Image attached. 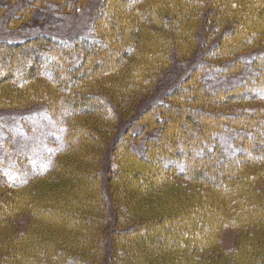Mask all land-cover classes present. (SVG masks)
Wrapping results in <instances>:
<instances>
[{"label":"trees","instance_id":"16d2710c","mask_svg":"<svg viewBox=\"0 0 264 264\" xmlns=\"http://www.w3.org/2000/svg\"><path fill=\"white\" fill-rule=\"evenodd\" d=\"M37 104L0 127V264H264V0H102L89 37L0 41V109Z\"/></svg>","mask_w":264,"mask_h":264},{"label":"rangeland","instance_id":"374dc122","mask_svg":"<svg viewBox=\"0 0 264 264\" xmlns=\"http://www.w3.org/2000/svg\"><path fill=\"white\" fill-rule=\"evenodd\" d=\"M29 0H9L4 8L0 9V41H18L29 38L30 36L47 33L61 38L74 39L76 37H89L91 36L92 20L99 8L102 0H88L87 3L82 6H76L75 10H64L63 4L50 2L46 6L36 8L33 11V16L29 22L24 21L17 26L12 27L10 19L18 14L19 10L25 6ZM197 58L190 57L182 62H173L171 66L161 76L157 85V95H163L167 88L181 80L195 64ZM173 87V86H172ZM44 110V105H34L28 109H0V127L4 131L1 124L8 126L19 125L20 119L24 115L32 113H39ZM125 121L119 120L115 124L116 127H121ZM125 126V125H124ZM162 146L165 147L164 143ZM157 164H162L161 158L157 161ZM111 163V162H110ZM116 161H112L115 166ZM174 166V165H173ZM177 167V165L175 166ZM152 172L157 169L153 168ZM136 170H134L135 172ZM146 174V171H142ZM140 174V173H139ZM137 173V175H139ZM188 187L186 182H182ZM116 188V187H115ZM192 188V187H189ZM260 188H264V181L260 182ZM116 192V189H114ZM164 196V195H162ZM28 222V216H20L15 219L16 228L19 231H23ZM239 232L234 229H227L221 236V246L226 251H232L238 240Z\"/></svg>","mask_w":264,"mask_h":264}]
</instances>
